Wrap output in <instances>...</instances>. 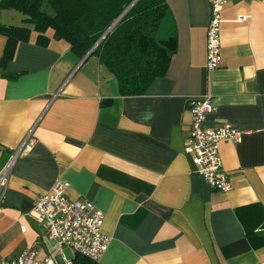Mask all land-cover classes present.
Masks as SVG:
<instances>
[{
  "label": "crops",
  "instance_id": "obj_1",
  "mask_svg": "<svg viewBox=\"0 0 264 264\" xmlns=\"http://www.w3.org/2000/svg\"><path fill=\"white\" fill-rule=\"evenodd\" d=\"M166 2L158 34L175 35V51L129 94L91 50L78 56L50 28L40 43L20 11L0 6V25L30 27L9 58L0 31V167L23 145L0 202V260L56 250L33 203L59 179L70 199L103 210L111 238L97 261L64 246L55 264H264V0H225L212 69L209 0ZM203 95L214 106L205 125L242 130L219 145L226 191L195 173L183 148L188 101Z\"/></svg>",
  "mask_w": 264,
  "mask_h": 264
},
{
  "label": "trees",
  "instance_id": "obj_2",
  "mask_svg": "<svg viewBox=\"0 0 264 264\" xmlns=\"http://www.w3.org/2000/svg\"><path fill=\"white\" fill-rule=\"evenodd\" d=\"M0 6L20 11L40 43L47 41L50 28L78 56L91 50L123 94L141 91L152 76L163 73L176 48L175 35L158 34L166 0H0ZM0 31L7 36L9 58L17 41L28 38L30 27L1 24Z\"/></svg>",
  "mask_w": 264,
  "mask_h": 264
},
{
  "label": "built area",
  "instance_id": "obj_3",
  "mask_svg": "<svg viewBox=\"0 0 264 264\" xmlns=\"http://www.w3.org/2000/svg\"><path fill=\"white\" fill-rule=\"evenodd\" d=\"M224 2L225 0H209L205 46L206 66L209 69L216 67L220 58V11ZM188 107L190 123L183 148L191 156L193 170L212 188L229 190L231 180L223 166L219 145L223 140L239 141L242 130L229 121L213 126L204 124L206 114L214 108L209 95L190 98ZM22 148L20 143L0 167V202L12 165ZM25 148H28V144ZM66 184L62 180H56L51 189L38 195L33 203V210L44 222L47 237L55 241L56 250L43 259H37L36 248L27 246L19 254L1 259L0 264H55V255H62L61 248L64 246L74 255L81 254L92 261L99 260L111 238L101 229L104 212L86 198L70 199L65 192ZM69 263L70 261L65 262Z\"/></svg>",
  "mask_w": 264,
  "mask_h": 264
},
{
  "label": "rangeland",
  "instance_id": "obj_4",
  "mask_svg": "<svg viewBox=\"0 0 264 264\" xmlns=\"http://www.w3.org/2000/svg\"><path fill=\"white\" fill-rule=\"evenodd\" d=\"M25 24L29 25V23H25ZM66 247H67V246H66Z\"/></svg>",
  "mask_w": 264,
  "mask_h": 264
}]
</instances>
